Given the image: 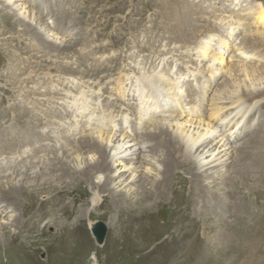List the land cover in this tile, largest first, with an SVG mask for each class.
Wrapping results in <instances>:
<instances>
[{"label": "rangeland", "instance_id": "374dc122", "mask_svg": "<svg viewBox=\"0 0 264 264\" xmlns=\"http://www.w3.org/2000/svg\"><path fill=\"white\" fill-rule=\"evenodd\" d=\"M70 1L71 3H67L69 5L68 6L66 5V0H48V1L47 0H41V1L40 0H35V1L34 0H0V152L2 153V154L0 153V160L2 159L1 160L2 162L0 161V166H2L1 168H3V169L0 168V172H1L0 177L6 175V179H7V177L10 176L9 175L10 173L13 174L11 169L16 170L19 167L24 168L27 167L26 165L29 164H30L29 166H33V164L35 166L38 163L39 159L36 160V162L35 161L28 162V160L26 159L33 156L32 154L36 152L35 149H32L28 146L22 147L23 145L19 144L20 141L23 142L24 140L28 139V138L24 139L23 134L19 133L23 130L25 125H27V122H25L26 124L22 122V119H24L25 117L24 116L25 110H27L28 112L27 111L26 112L29 114L32 113L36 115L37 118L39 119L40 121V126L38 129L39 133L41 132L42 129V132H47V130L49 131L55 130L56 135L57 133L59 134L57 135V137L58 139L60 138L61 141H59L60 139L58 140V147L56 148L60 150L59 149L60 145H65L67 143H70L71 141L77 140L78 136H76V134L78 135L79 132H85L83 130L90 128V125L91 128L93 127V129L90 131L93 132V130H95L94 128L97 127L96 131L100 132L98 127L99 125H101V122H103L104 124L100 126L101 132L107 131L115 134L118 133L120 129H123L126 132L128 131L127 134H129V132L130 134H133L134 133L133 124L135 123L134 119H136L135 121L137 122L139 127L140 123L144 125V123L148 122L149 120L150 121L159 120V117L166 116L165 117L166 119L169 117L168 115H170V118H172L171 117L172 115L174 117V115L179 114L180 111L182 116L188 117L186 116L187 115L186 113L188 112H185V110L189 109L187 106H189L191 109V104L194 103L193 105L195 104L197 105L194 106L195 111H197L200 102L201 103L206 102L207 95L212 96L215 90H220V88L223 89L226 86L225 84L222 87V83L223 80L226 79L225 77V75L227 76L226 69L230 64H232V66L234 65L233 66L234 70L233 69L232 70L233 71L237 70V74H241L242 72L246 71L243 70V66H247V67L249 66L248 69L255 68L254 70L256 71L264 69V46H262V42L264 43V37H263L264 29L261 28L262 31H260L261 29L259 28V25H257L256 22L254 21L255 15L252 14L254 13L253 9L256 7L254 5L257 0H70ZM212 2H214V4ZM236 3L237 4L239 3L242 7L241 9L243 10V12L241 13L240 11L236 13L242 14V16L248 19L247 22L245 21L241 22L240 23L241 26L240 25L238 26L236 24L237 22L233 21L236 19L232 17L233 15L231 14V12L225 13L226 16L224 15V13L219 12L220 10L225 8L226 5H227L226 7H229L231 9L233 7H236L235 6ZM59 4L61 6H63L64 4V6L61 8L62 11L60 13V17L57 20H54L55 16H57L58 13L57 11L60 6ZM165 4L169 8L180 13L182 19L184 20L185 23H187L186 25H188L189 33H187L186 36L183 37L184 38L183 42L180 41L179 37L173 34L169 29L170 26L172 27V23L171 24L167 23ZM50 6L52 8H49ZM250 6L252 10L250 9ZM199 7H203L208 13L204 17V20H206L207 22L205 23L207 25H205L204 22L202 21H200V23L198 21L197 23L198 17L201 16L199 12H202L199 11L198 9ZM187 9L190 11L191 19L188 18V16L186 15ZM213 10L215 14H213ZM248 12L250 15L247 14ZM192 14L194 15L192 16ZM213 15H216V17H218L217 21L213 19L215 18ZM251 15H253L252 18L250 17ZM223 16L225 19L226 18L229 19L228 20L226 19L225 22H223L222 20ZM34 17L43 18L42 19L43 23L41 24V26ZM211 23L212 25L210 26ZM214 23L217 24L213 25ZM220 23L223 25H221ZM251 23H253V25ZM46 25L48 29L52 32L43 31V27L45 28ZM248 25L249 27H247ZM257 28H259L260 30H258ZM188 29H186V31ZM210 29H213L214 32L209 31ZM229 29H231L230 32ZM64 31H66L67 34ZM63 32L66 34V36L75 38L74 39L75 47H73V49H69V50L64 49L63 44L66 41H70V38H67L65 35H63ZM210 39H211V43L210 45H208V41ZM224 40L227 41L226 46L225 44H221V41L224 42ZM252 41L255 44L254 43L251 44L250 42ZM203 43L205 44L204 45L205 49L207 43V45L211 50L210 52L209 49H207L208 52L210 53L208 52L205 53V57L208 60L210 58L209 62L213 64V66L210 63L209 65L212 67V69L215 67L218 68L219 69L218 73L220 74V75L217 74V71L216 73H214V78L216 77L215 75H217L218 78L216 77V80L217 79L219 80L216 82V84L215 82H213L214 84L212 83L210 87H209V83H207L205 79L206 77L209 76V74H211L208 71L211 70L212 72V69H210L209 67L208 68L210 70L206 69L207 67L205 65H207L208 62L201 58L203 56L204 51L198 50V47L202 46ZM217 47L219 48V50H217L218 49ZM213 51H215V53L220 51L221 52V53L219 52L220 55L221 56L224 55L223 61L225 62H223L222 60L221 63L220 62L218 63V61L217 62L214 61L215 63L212 62L211 58L213 56L212 54L214 53ZM200 52H201V56H198L200 55ZM85 57L87 59H85ZM193 58L196 63L193 62ZM254 58L256 59L254 60ZM190 61L193 62L194 64H192ZM197 62H199L200 64H198ZM200 65L203 66L200 67ZM236 66L238 68H236ZM198 67H200L202 70L200 68L196 69ZM259 67L262 69H259ZM168 68L169 69L172 68L169 77L167 78L165 77V79H162L160 75H162L164 72L165 74L168 73ZM184 68L186 69V71L183 72ZM181 70L183 72L182 75L180 73ZM197 71L202 72L203 75L205 74L206 75L205 78L200 77V74ZM205 71H207L206 72L207 74L205 73ZM130 73H134V74H130ZM147 73L151 75L153 73L151 79L147 78ZM186 73H188L187 74L188 76L183 77L184 75H186ZM192 73L195 74L193 75ZM127 74H129L127 78L130 80L129 81L130 85L127 84L128 82V79L126 78ZM171 75L173 76L171 77ZM136 76L138 77L140 76V77L139 78L137 77L138 79L136 80ZM174 76L175 77L177 76V78H175ZM261 76L264 75L261 74ZM236 77L238 78V75H236ZM124 78L125 80H123ZM170 78L171 79L175 78L176 79L175 81L177 83H172L173 86L167 84ZM184 78L188 81H186ZM158 80L160 81V84L158 83ZM149 81L153 82L154 85L153 87H151L152 85ZM203 81L205 82L203 83ZM134 83L139 87L135 86ZM165 83L170 88L166 86ZM195 83L197 86L199 83V86L201 87L195 86ZM115 84H117L116 87L118 86V88L114 87ZM120 84L122 87L120 86ZM183 84H185L186 87ZM145 85H147L146 87L148 89L144 88ZM148 85L150 86V88ZM159 85L161 87H158ZM163 85H165L166 87L164 88ZM142 86L143 89H141ZM245 87H247V85H245ZM198 88H200V90H198ZM208 88L211 89L210 92L208 91ZM254 88L260 90V94H261L260 99L259 97L256 99L257 103L254 101V103H256L255 107L254 109L252 108L251 112L247 114L248 117L246 119L248 120L249 118H252L251 115L254 116L255 114L256 117H253V119L255 118V120L257 121L258 123L257 127L261 126V129H263L262 131H260L262 137L264 135V126H263L264 125V78L261 80V83H256L254 85ZM119 89H121L122 91L119 92ZM173 89L176 92H174ZM189 89L196 91V93L200 92L201 94H204L205 95L204 99L203 98H202L203 100L200 99L201 98L200 96H199L200 98L199 97L196 98V96L194 98V96L191 95V92H189L190 91ZM228 89L231 93H238L237 96H235L236 97L234 99L235 101L238 99L242 100L241 102L244 105L246 104L247 106L254 104L247 98H245L246 100H244L245 96H240V93L242 94L244 90L243 88H241L240 85L236 84V82L235 84L230 85ZM117 90L118 92H116ZM123 90L125 91L127 90V92ZM146 90H148V92ZM130 91L131 93L134 92L132 93L134 96L136 93L137 97L136 96L134 97L130 93ZM164 91H169V92L167 93ZM121 92L122 93L125 92L126 94L124 93L122 95ZM150 92L152 93V95H148L150 94ZM160 92H162L161 94L163 93L164 94L167 93V94L162 95V97L164 96L162 98ZM158 93L160 94L162 100L160 99L159 95H157ZM172 94L173 95L176 94V95L172 97ZM179 94H182L181 95L182 97H180ZM125 95L128 96L126 97ZM177 95L179 97H177L176 99L175 97ZM122 96L124 97V99ZM157 96L160 101L158 100ZM165 96L166 97L170 96V97L167 98L166 101H164L166 98ZM190 96L192 97L190 98ZM151 97L153 99L152 103L154 102L153 105L157 102H158L157 105L159 103L161 104H159V106L155 104V106H153L152 108V104L150 101ZM125 99H127L129 103ZM140 99L142 103H145V101L149 99L148 100V102H150L149 106L147 104L148 103L147 101L145 103V105L146 104L147 105L145 106L144 104L141 103ZM72 100L73 101L76 100L77 102L73 105L72 104L73 102L69 103ZM137 100L139 104L143 105L142 107L146 111H144V109L141 110L142 108L140 105H139L140 107L138 106ZM156 100L157 102H155ZM171 101L173 102L171 103ZM185 102H188L189 104ZM166 103H170L169 106H166ZM72 105L73 108H71ZM66 106L67 108L68 106L70 108L67 109ZM126 106H130V107L133 106L136 109L135 110L133 108L136 111V113L131 108L127 109ZM95 107H97V109ZM147 107L149 111L147 110ZM154 107L156 110L154 109ZM138 108H140V110H137ZM150 108H152L153 111H151ZM170 108L172 112H170L171 111ZM163 109L165 110L163 111ZM175 109L176 111H174ZM139 111H141V113L144 115L139 114ZM173 111L174 114L171 115ZM182 111L185 113H183ZM85 112H89L90 114L89 113L87 114ZM148 113H150V115ZM151 113H154L153 117L151 116L152 115ZM162 113H164L163 115L165 116H163ZM77 114H81V115L77 116ZM82 114L84 115V117L82 116ZM94 114L96 116H94ZM15 115H17V119H19L17 120V123L14 121L11 122L12 119H14ZM120 115L123 118H121ZM79 116L82 118H80ZM62 117H63V121H62ZM73 118L75 119V121ZM112 118L114 119L116 118V119L114 120ZM170 118H168V120ZM198 118L199 117H197V119ZM230 119L231 118H229V120ZM76 120L78 121L76 122ZM105 120H107V122L110 121L111 123L114 121V124L108 123L109 125L108 126ZM137 120L138 121L140 120V122H138ZM73 121L75 122V124ZM68 122L69 124H66ZM122 122H126L125 125L128 128ZM84 123H86V125L87 124L89 125H87L86 127ZM259 123L261 124L259 125ZM50 124L52 125L50 126ZM96 124L98 125L96 126ZM121 124L125 127H123ZM142 124L141 127L143 126ZM10 125H14V126L18 125L20 130L13 129L16 132L17 131L18 132L11 133V131L8 130ZM81 126H83L84 128L83 127L81 128ZM112 126H114L115 128L117 127L116 128L117 130L113 129L114 127L112 128ZM70 128L72 129V131ZM64 129L65 131L66 129L68 130V135L64 131ZM75 129H78V131H76ZM227 129L228 128L224 129L226 131V132L224 131L226 134H227ZM142 131L143 129L141 128L139 132ZM252 133L253 132L247 134L246 137ZM10 136H13L14 139L8 138ZM3 139L4 142H2ZM66 139L69 140V142L66 141ZM229 139L230 141L236 140L235 134L234 136L232 135ZM12 140H13L12 143L9 144L7 143ZM16 140L18 141L16 142ZM261 141L263 143L258 144L257 149L254 152L256 153L261 152L260 155H263L264 140ZM247 149H249L248 154L244 153L243 155L245 156V158L247 157L250 158V156L253 155L252 148H247ZM24 150L29 151V152L26 151L28 154H26ZM19 151L21 152L19 153ZM22 151H24L26 156ZM2 156L4 157L2 158ZM12 156L14 157V159ZM16 159L19 160L17 161ZM11 161L13 165H11L10 163ZM21 162L23 163V165ZM3 163L5 164L3 165ZM16 163H18L17 164L18 168L15 165ZM9 167H11L9 169V172L11 170L10 173L7 171ZM146 168L147 169L151 168V171H153L155 167L151 165L149 166V168L148 167ZM232 169L234 168L231 167V170ZM154 174L155 173L153 172L147 173L144 170L141 171L139 170L137 174L138 176L137 179L139 181L141 179L140 182L144 183L145 185V183L147 184L152 180L158 179L154 177ZM102 176H104V174H102ZM215 179H217L216 176ZM25 180H30V179L26 177ZM218 180H215L216 185L219 184ZM230 181H232V178ZM229 184L232 183L227 182L226 184L227 187H230ZM244 184H246L244 185V187L239 184L238 186L239 188H241V190H239L236 193H232V195H234L233 201H235V205H237L238 201H242V199L243 201H245V199H247L248 207L251 209V211L248 212L247 214L243 213L242 218L240 220L238 217L239 215L236 216V214L233 213L227 214L226 218L221 219L222 222L224 221L225 226L221 228H217L218 230L203 229L202 223L197 222L196 225L194 224V226L197 227L196 228L197 231H195V234H199L200 236L202 235L201 237L207 238V240H201V241L193 240L190 237H186V236L178 237L177 235L176 238H174L173 240L168 239V237L172 236L175 231L174 225L171 224L172 210L170 207L167 208L165 207L162 209L160 208L149 209L150 210L149 212L151 213L150 218L147 219V221L146 220L144 221L143 219L144 222L143 228L145 230L143 229V233L141 235L129 241L127 239L130 237L129 235L130 231L127 230L126 228L119 227V225H117L115 222L117 218L118 219L123 218L120 216H128L131 214L137 215L139 212L138 211L139 206L137 202L139 201V203L141 202L142 204L145 201L141 199L144 194L141 193L139 195L138 191H136L137 188H134V190L131 191L132 195L128 194L125 196L124 193H121L122 191H120V189H117L116 192H119V194H121L119 197H117L119 199V202H122V200L125 199L126 200L121 203L123 206H120L119 210H115L112 206L111 199L110 202L106 204V207L104 206L105 203H103V201L108 198V196H106L107 193L99 192L100 193L99 194L98 192H96V190H93L91 186L82 184L80 186V190H83L84 192L75 191L76 192L75 196L78 199V205L83 201H86L85 204L89 205V208L91 209L90 211L91 213L87 216V218H85L82 221L81 224H78L80 225L82 232L77 231V233L80 234V236L82 237L85 236L87 243L85 249L86 257L82 260L81 264H264V195L262 194L264 192V179H262L260 182H257L256 179L253 181H249L248 184L247 183ZM186 186L187 184L183 185L182 193H180L182 206H184V202L186 200V194L184 193ZM224 190H225V186L224 187L221 186L219 192H222ZM248 190H250V192ZM244 191L247 193V198L245 197L242 198L243 197L242 192ZM255 191L262 192L260 193L262 194V196L257 197L256 199ZM94 193H98L99 195V200L102 204L100 208L90 207L91 205L89 201L92 200ZM151 200H152L151 197H149V200H147V202L144 205H150ZM126 207L129 208L126 209ZM37 209L38 208H29L26 209L24 212H21L22 213L21 215H19L20 214L19 212L14 213V216L19 215L20 220L22 219V217L23 219L27 220L29 211L32 213ZM40 210L41 212L47 211V209L43 207H41ZM1 216H2L1 218H5L4 215ZM63 216L65 217V215L60 216L61 221L62 219H65L67 222L71 221L70 219L64 218ZM50 217L47 216L45 218L49 219ZM89 222L91 223V226L89 225ZM95 222L104 223L107 230L102 245H98L96 243L95 237L91 232V228L93 227ZM133 225L137 226L138 224H135L134 222ZM47 227L45 229L46 231L44 230L43 232L39 233L37 239L36 237H34V233H33V239L30 240L29 241L30 243L26 245L27 251L24 255H22V258L24 259V263L25 264H75L77 259L74 260L67 258L70 255H66V256L64 255L61 257V255L58 254V251L56 250L57 247L59 246V243H55L53 241L47 242V240L51 238V235H49L47 239V234H52L55 236L57 240H59V238L57 237L61 236L59 234L61 233L63 234L61 228L51 225ZM36 229L37 228H35V230ZM126 231L128 232L126 233ZM184 237L186 238V240ZM185 241H187V244ZM206 241H208V243ZM138 243L140 245H138ZM11 244L13 243L8 242L9 246H12ZM201 252L204 253V255H202ZM93 253H95L97 257L96 262L91 259L93 257L92 255H94ZM58 256L61 258H59Z\"/></svg>", "mask_w": 264, "mask_h": 264}, {"label": "bare ground", "instance_id": "6f19581e", "mask_svg": "<svg viewBox=\"0 0 264 264\" xmlns=\"http://www.w3.org/2000/svg\"><path fill=\"white\" fill-rule=\"evenodd\" d=\"M67 3H71V1L66 0V5H68ZM212 3L214 4V2H212ZM221 3H222V1H221ZM238 4L236 3L235 4L236 7H233L232 9L229 7H226L227 5L225 6V8H223L224 7L223 6V7H221L223 9L220 11L218 10V11L221 13H224V15H225V13L231 12V14L233 15L232 17H234V19H236L233 21H236L237 22L236 24L239 26L241 22H243V21L247 22L248 19L246 17L242 16V14L236 13L239 11H240V13L243 12V10L241 9L242 8L241 5L239 4L240 5L239 6ZM63 6H64V4H63ZM63 6H61V5L59 6L58 11H57L58 12L57 16H55L54 20H57L60 17V13L62 11L61 8ZM254 6H256L253 9L254 13H252L253 15H255L254 21L256 22L257 25H259L260 29L261 28L264 29V22H263L264 21V0H257ZM165 7H166L165 11H166L167 23L168 24L172 23V27L170 26V28H169L170 31L173 34L177 35L179 37V40L183 42L184 41L183 37L186 36L187 33H189L188 25H186L187 23L184 22L180 13L169 8L168 6H166V4H165ZM38 8H39V6H38ZM46 8H48V7H46ZM49 8H52V7L50 6ZM198 9H199V11H202V12H199V14L201 16L198 15L199 17L197 19V23H198V21H199V23H200V21H202V22H204L205 25H207L206 20H204L205 15L208 14L207 11L203 7H199ZM216 9H218V8H216ZM219 9H220V7H219ZM250 9H251V6H250ZM46 10H48V9H46ZM214 10H213V14H215ZM45 14H46V12H45ZM247 14L250 15L249 12ZM52 15H53V13H52ZM186 15L188 16V18H190V11L188 9L186 10ZM193 15L194 14H192V16ZM253 15H251L250 17L252 18ZM213 16L215 17L213 19H215L217 21L218 17H216V15H213ZM34 18H36V21H38L39 25L41 26V24L43 23V20H42L43 18L42 17H39V18L34 17ZM226 19L223 16V18H222L223 22H225ZM219 21H221V20H219ZM253 23H251V24L253 25ZM216 24L214 23L213 25H216ZM256 24H255V26H256ZM211 25H212V23L210 24V26ZM221 25H223V24H221ZM249 25L247 27H249ZM260 26H262V27H260ZM245 27H244V29H245ZM259 28H257V29L260 30ZM186 29H188V30L186 31ZM214 30H215V28H214ZM214 30L210 29L209 31L214 32ZM230 30L231 29H229V32H230ZM43 31L52 32L48 29L47 25L45 26V28L43 27ZM260 31H262V29ZM64 32H66V31H64ZM64 32H63V35L66 36L67 32H66V34ZM263 33H264V30H263ZM59 35H60V33H59ZM259 36H260V34H259ZM66 37L70 38V41H66L65 43L63 42L64 43L63 44L64 49L65 50L73 49V47H75V45H74V42H75L74 39L75 38L68 37V36H66ZM210 43H211V39L208 41V45H210ZM250 43L252 44L254 42L252 41ZM221 44H225V46H226L227 41L226 40H224V42L221 41ZM204 45L205 44L203 43L202 46H199L198 50L204 51L203 56L201 58L208 62V64H207L208 66L205 65L207 67L206 69L208 70L209 68L212 69V67L209 65V63L212 66H213V64L211 62H209L210 58L208 60L205 57V53L208 52L207 49H209L210 52H211V50H210L209 46L207 45V43H206V49L204 48L205 47ZM262 46H264L263 42H262ZM211 47H212V45H211ZM217 50H219V48ZM210 52H208V53H210ZM213 52H214L212 54L213 56L211 55L212 56L211 61L212 62L218 61V63L219 62L221 63V60L222 61L224 60L223 59L224 55L221 56L220 51H219L220 53L217 51H216L217 53H215V51H213ZM198 56H201V52H200V55H198ZM206 56H207V54H206ZM254 57H256V56H254ZM85 59H87V58L85 57ZM197 59H199V58H197ZM255 59L256 58H254V60ZM193 62H195L194 58H193ZM193 62H191V63L194 64ZM203 62H205V61H203ZM223 62H225V61H223ZM197 63L200 64L199 62H197ZM203 65H204V63H203ZM202 66L200 65V67H202ZM233 66H232V64H230V65H228V68L226 69L227 70V72H226L227 76L225 75L226 79L223 80L222 87L225 84H226V86L223 89L220 88V90H215V92L212 94V96L207 95V100L205 103H201L199 101L200 105H198L197 111H195V107H194V106H197L196 104L195 105H193L194 103L191 104V109L189 106H187L192 112V113L186 115L188 117L182 116L181 111L179 114H177V115L175 114L173 117L172 114H174V111H176V109H175L173 111V113H171L172 118H170V115H168L169 116L168 118H170L169 120H168V118H166L168 121L165 119L166 116L163 115L164 113H162V115L165 117H159V120H153V121L149 120L148 122H145L144 125L142 123H140L139 127H138L137 122L135 121L136 119L133 118L134 122H135L133 124L134 133L130 134V132H129L130 135L127 134L128 131L126 132L123 129H120L118 133H115V131H114L115 134H113L111 132H107V131L101 132L100 126L103 124V122H101V125H99V127H98L100 132L96 131L97 127L94 128L95 130H93V132L90 131L93 129V127L91 128V125H90V128L83 130L85 132H79L78 135L76 134V136H78L77 140L71 141L70 143H67L65 145H60L59 146L60 150H58L56 148V147H58V140L60 139V138L58 139V137H57V135H59V134L57 133V135H56L55 130H52V131L47 130V132H42V129H41L42 133L41 132L39 133V131H38L39 126H40L39 119L37 118L36 115H34L32 113L29 114V113H27L28 111L25 110L24 111L25 117H24V119H22V122H24V123L27 122V125H25L23 130L19 133L23 134L24 139L25 138H28V139L24 140L23 142L20 141L19 144L23 145L22 147L28 146L32 149H35L36 152L34 154H32L33 156L26 158L28 160V162L29 161H35L36 162V160H38V159L39 160H38L37 165L34 166V164H33V166H29L30 164L29 165L25 164L27 167H24V168L23 167L18 168L17 167L18 163H16L15 165L18 169H16V170L11 169L13 174L10 173L11 170L9 172V169L12 167L11 166L7 169V171L10 173L9 174L10 176L7 177V179H6V175H4L3 177L1 176L2 178L0 177L1 178V180H0V264H25L24 259L22 258V255H24L26 253V251H27L26 245L28 243H30L29 242L30 240L33 239V233H34V237H36V239H37L39 233L43 232L46 229V227L49 225L61 228V231L63 232V234L62 233L59 234V235H61V236L57 237V238H59V240H57L54 235L47 234V239H48V236L51 235V238H49L47 240V242L53 241L55 243H59V246L57 247L56 251H58V254H60L61 257L64 255L65 256L70 255L71 257L68 256L67 258L74 259V260L77 259L75 264H81L82 260L86 257V255H85L86 250L85 249H86L87 243H86L85 236L82 237V236H80V234L77 233V231H79V232L81 231L80 225H78V224H81L82 221L85 218H87V216L91 213L90 212L91 209L89 208V205L85 204L86 201L82 200L83 202L82 203L79 202L80 204L78 205V199L75 196L76 195L75 193L78 191L84 192L83 190H80V186L82 184L91 186V188L93 190H96V192H98V193L99 192L107 193L106 196H108L109 199L107 198L103 201V203H105L104 206L106 207V204L109 203L110 199H111L112 200V206L115 210H119V207L123 206L121 203L126 200L125 198H123L125 200H122V202H119V199L117 197H119L121 194H119V192H116L117 189H120V191H122L121 193H124L125 196L128 194L132 195L131 191L134 190V188H137L136 191H138L139 195L141 193L144 194L141 199H143L145 201L142 204H141V202L139 203V201L137 202L138 206H139L138 207L139 212L137 215L131 214L128 216H120L123 218H119V219L117 218V220L115 222L117 225H119V227L126 228L127 230L130 231V234H129L130 237L127 239L129 241L133 240V238L138 237L139 235H141L143 233V229H144L143 228V223H144L143 219H144V221L145 220L147 221V219H149L151 216L149 209H154V208L155 209L156 208L162 209L165 207L171 208V210H172L171 211V215H172V218H171L172 223L171 224L174 225L175 231H174L172 236L168 237L169 240H173L174 238H176V235H177L178 237L186 236V237H190L193 240H199V241L207 240V238H205V237L203 238V237H201L202 235L200 236L199 234H195V231H197V229H196L197 227L194 226V224L196 225L197 222L202 223L203 229H217V228H221V227L225 226L224 221L222 222L221 219L226 218L227 214L233 213V214H236V216L239 215L238 217L240 220L242 218L243 213L247 214L248 212H250L251 209L248 207L247 199H245V201H243V199H242V201H238V204L235 205V201H233L234 195H232V193H236L239 190H241V188H239V186H238L239 184L244 187V185H246L244 183L248 184L249 181H253L256 179H257V182H260L262 179H264V154L260 155L261 152H257V153L254 152L257 149V145L260 143H263L261 140H264V135L262 134L263 136L261 137V134H260V131H262L263 129H261V126L257 127L258 123L255 120V118L253 119V117H256L255 114H254V116L251 115L252 118H249L248 120L246 119L248 117L247 114L251 112L252 108L254 109L255 104L257 103L256 99L258 97L260 99V95H261L260 90L254 88V85L256 83H261V80L264 78V76H261V74L264 75V69L259 67V69H262V70L256 71V70H254L255 68L254 69H252V68L248 69L249 66L248 67L243 66V70H246V71L242 72L241 74H237V70H235L236 72L233 71L234 70ZM260 66H262V65H260ZM160 67H162V66H160ZM200 67H198L196 69H199ZM214 67H215V65H214ZM236 68H238V67L236 66ZM256 68H258V67H256ZM130 69H131V67H130ZM165 69H163V70H165ZM171 69L172 68H170V69L168 68V73L165 74V72H164L162 75H160V77L162 79H165V77L166 78L169 77V74L172 71ZM191 69H194V68H191ZM203 69H205V68H203ZM182 70L180 72L181 75L184 71H186V69L184 68L183 72H182ZM218 70H219L218 68L212 69V71L214 73H216V71H217V74H219ZM132 72H134V71H132ZM197 72H200V71H197ZM206 72L207 71H205V73ZM208 72L211 73V70ZM157 73H159V72H157ZM188 73H189V71H188ZM188 73H186V75H184L183 77L188 76L187 75ZM200 73H202V72H200ZM130 74H134V73H130ZM192 74L194 75L195 73H192ZM192 74H191V76H192ZM128 75L129 74L126 75V78ZM152 75H153V73H152ZM152 75L147 73V78L151 79ZM173 75H171V77ZM236 75H238V78L236 77ZM130 76H133V75H130ZM215 76L217 77V75H215ZM137 77L138 76H136V80L140 76L138 78ZM179 77H181V76H179ZM216 77H215V81H214L215 84L219 80V79L216 80ZM175 78H177V76ZM175 78L174 79L170 78V80L168 81L167 84L172 85V83H177L175 81L176 80ZM123 80H125V78ZM145 80H146V78H145ZM129 81H130L129 79H128V82L126 81L127 84H129ZM186 81H188V80H186ZM204 82L205 81H203V83ZM235 82H236V84L240 85L241 88H243V90H244L242 94L240 93V96H245L244 100H246L245 98H247L252 103H254V101L256 103H254L253 105L247 106L246 104L244 105L241 102L242 100H239L238 98H237L238 100L235 101L234 100L236 98L235 96H237L238 93H231L228 89V87H230V85H232V84H235ZM150 83L152 85L151 87H153L154 86L153 82H150ZM158 83L160 84L159 80H158ZM167 84H166V86H168ZM116 85L117 84H115L114 87H116ZM134 85H135V83H134ZM183 85H185V84H183ZM191 85H190V87H191ZM245 85H247V87H245ZM120 86H121V84H120ZM135 86H137V85H135ZM146 86L147 85H145V87H144L145 89L147 88ZM163 86H164V88L166 87L165 85H163ZM195 86H197L196 83H195ZM198 86H199V83H198ZM125 87H127V86H125ZM137 87H139V86H137ZM155 87H157V86H155ZM158 87H161V86L159 85ZM185 87H186V85H185ZM199 87H201V86H199ZM116 88H118V86ZM149 88H150V86H149ZM169 88H167V89H169ZM141 89H143V86ZM174 89H173V91L176 92ZM192 89L191 90L189 89L190 91L189 90L188 91L191 92V95H193L194 98H195V96H196V98L200 96L201 97V98L199 97L200 99H202V98L204 99V96H205L204 94H201L200 92L196 93V91H193L194 89L193 90ZM198 90H200V88H198ZM46 91H48V90H46ZM120 91H122V90L119 89V92ZM123 91H125V90H123ZM131 91H130V93H131ZM139 91H140V89H139ZM146 91L148 92V90H146ZM183 91H184V89H183ZM116 92H118V90ZM125 92H127V90ZM125 92H123V93L121 92L122 95ZM164 92L168 93L169 91H164ZM177 92H179V91H177ZM132 93H134V92H132ZM161 93L162 92H160V94ZM167 93H165V94H167ZM160 94L158 93L157 95H159V97H160ZM165 94L164 93L161 94V97H162V95H165ZM148 95H152V93L150 92V94H148ZM174 95H176V94H174ZM174 95L172 94V97H174ZM179 95H180V97H182L181 96L182 94H179ZM189 95H190V93H189ZM125 96L127 97L128 95H125ZM135 96H136V93H135ZM45 97H46V95H45ZM161 97H160V99H161ZM169 97H166L164 101H166V99ZM177 97H179V96L177 95L175 98L177 99ZM191 97L192 96H190V98ZM43 98H44V95H43ZM138 98H139V96H138ZM157 98H158V96H157ZM123 99H124V97H123ZM129 99H130V97H129ZM150 99H151L150 101H151L152 108H153V106H155V104L157 105L158 102L156 100L155 102H157V103H155L153 105L154 102L152 103V100L154 99V96H153V99H152V97ZM76 100H74V101L72 100L69 103L73 102L72 104L74 105L77 102ZM125 100H127V99H125ZM148 100H146V101L148 102ZM158 100H159V98H158ZM193 100H195V99H193ZM140 101H141V99H140ZM146 101H145V103H146ZM174 101H177V100H174ZM258 101H260V100H258ZM36 102H37V100H36ZM127 102H128V100H127ZM137 102H138V100H137ZM167 102H168V100H167ZM172 102L173 101H171V103ZM181 102H183V101H181ZM196 102H198V101H196ZM80 103H81V101H80ZM141 103H142V101H141ZM145 103H142V104L145 105ZM149 103L150 102L147 103L148 106H149ZM185 103H188V102H185ZM134 104H136V103H134ZM142 104H139V102H138V106L140 105L142 108L141 110L144 109L142 107L143 106ZM159 104H161V103H159ZM159 104L157 106H159ZM169 104L170 103H166V106H169ZM73 105L71 108H73ZM177 106H179V105H177ZM161 107H162V105H161ZM66 108H67V106H66ZM68 108H70V107L68 106ZM95 108L97 109V107H95ZM126 108L127 109L131 108L132 110L135 109L133 106L132 107L126 106ZM152 108H150L151 111H153ZM156 108H158V107H156ZM154 109H155V107H154ZM137 110H140V108H138ZM147 110H148V107H147ZM164 110L165 109H163V111ZM170 110H171V108H170ZM144 111H146V110L144 109ZM187 111H188V109H187ZM170 112H172V110ZM185 112H186V110H185ZM185 112H183V113H185ZM85 113L88 114L89 112H85ZM135 113H136V111H135ZM83 114H82V116L84 117ZM87 114H86V116H87ZM139 114L144 115L141 113V111H139ZM148 114L150 115V113H148ZM151 114H152L151 116L153 117L154 113H151ZM78 115H81V114H77V116ZM128 115H129V113H128ZM145 115H146V113H145ZM189 115H192L194 117H190ZM214 115H218L219 117L222 118V120H226V119L231 118L230 120L237 123V124L244 121L248 125L247 133L245 134V136H242L243 138L242 137L238 138L237 141L227 140V137L225 136V134H223V135L220 134V130H218V124L212 122L211 118ZM94 116H96V115L94 114ZM197 117H199V118L197 119ZM80 118H82V117H80ZM92 118H94V117H92ZM121 118H123V117L121 116ZM112 119H114V118H112ZM17 120H19V119H17V115H15L14 119H12V121L11 120L10 121L11 122L14 121L17 123ZM65 120H67V119H65ZM62 121H63V117H62ZM74 121H75V119H74ZM77 121L78 120H76V122ZM105 121L107 122V120H105ZM80 122H82V121H80ZM138 122H140V120ZM108 123L114 124V121L112 123L110 121L107 122V125H108ZM115 123H117V122H115ZM122 123H124V125H125L126 122H122ZM66 124H69V122ZM74 124H75V122H74ZM127 124H130V123H127ZM141 124L143 125L142 127H141ZM260 124L261 123H259V125ZM51 125L52 124H50V126ZM84 125H86V123H84ZM87 125H89V124H87ZM87 125H86V127H87ZM97 125L98 124H96V126ZM118 125H120V124H118ZM125 126H123V127H125ZM82 127L83 126H81V128ZM113 127L114 126H112V128ZM140 127L143 129L142 132H139L141 130ZM116 128L114 127L113 129H116ZM13 129L20 130L18 125H16V126L10 125L8 128V130H10L11 133L12 132L13 133L18 132V131L16 132ZM44 130H46V129H44ZM75 130L78 131V129H75ZM64 131H65V129H64ZM71 131H72V129H71ZM94 131L97 133H95ZM62 132H63V130H62ZM65 132L68 135L67 129ZM69 132H70V130H69ZM251 132H253V133L246 137V135L251 133ZM72 133H70V134H72ZM65 135H64V137H65ZM8 138L14 139L13 136H10ZM17 141L18 140H16V142ZM59 141H61V139ZM66 141L69 142V140H67V139H66ZM2 142H4V139ZM12 142H13V140L10 142H7V143L9 144ZM247 148H252L253 155H251L250 158H248V157L245 158V156L243 155L244 153L248 154L249 149H247ZM24 151H22V152L24 153ZM20 152L21 151H19V153ZM27 152H29V151H27ZM27 152H26V154H28ZM82 152H84V153H82ZM26 154H25V156H26ZM4 156H6V155H4ZM4 156H2V158ZM14 157H13V159H14ZM8 162H7V164H8ZM10 163H11V165H13L12 161ZM4 164L5 163H3V165ZM22 165H23V163H22ZM151 165H153L155 167L153 171H151V168L150 169L146 168V167L149 168V166H151ZM19 166H21V165H19ZM1 167L2 166H0V168ZM231 167H233L234 169L231 170ZM1 169H3V168H1ZM139 170L140 171L144 170L147 173L153 172V173H155L154 177L158 178V179L152 180L151 182H148L147 184L145 183V185H144V183L140 182L141 179H140V181L137 179V177H138L137 174H138ZM102 174H104V176H102ZM0 175H1V172H0ZM215 176L217 177V179H215ZM26 177L30 180H25ZM218 177H219V180H218ZM231 178H232V181H230ZM215 180L219 181L218 185L215 184ZM234 180H235V182H234ZM227 182L232 183V184H229L230 187H227V185H226ZM185 184H187V186L184 190V193L186 194V200L184 202V206H182L180 193H182L183 185H185ZM221 186H223V187L225 186V190L222 192H219V189ZM84 187H86V186H84ZM250 190H248V191L250 192ZM257 192L255 191L256 199H257V197L262 196V194L264 195V192L263 193L260 191H257ZM98 193H94L92 200L89 201L90 205H91L90 207L100 208V206L102 205L100 200H99ZM260 193H262V194H260ZM242 194H243L242 198H244V197L247 198V193L245 191L242 192ZM149 197H151V199H152L151 204L149 203L150 205H144L147 202V200H149ZM68 200H69V202H68ZM41 207L46 208L47 211L41 212V210H40ZM29 208H38V209L33 211L32 213L29 211V215L27 217V220L23 219V217L20 220L19 215L22 214L21 212H24L26 209H29ZM128 208L126 207V209H128ZM44 211H45V209H44ZM16 212H19L20 214L14 216V213H16ZM1 215H4L5 218H1L2 217ZM62 215H65V217L64 216L63 217L68 218L71 221L67 222L65 219H62V221H61L60 216H62ZM47 216H49V217L52 216V217H50L49 219H46L45 217H47ZM11 218H12V220H11ZM134 222H135V224H138V225L137 226L133 225ZM37 223H38V225H37ZM123 224H125V225H123ZM89 225L91 226L90 222H89ZM240 226H238V227H240ZM35 228H37V229L35 230ZM127 232L128 231H126V233ZM124 233H125V231H124ZM35 234H36V236H35ZM125 237H126V235H125ZM185 240H186V238H185ZM154 241H157V240H154ZM8 242L13 243V244H11L12 246H9ZM185 242L187 244V241H185ZM206 242L208 243V241H206ZM119 243H120V241H119ZM138 245H140V244L138 243ZM175 245H176V243H175ZM183 245H184V242H183ZM93 254L94 255H92L93 257L91 259L96 262L97 257L95 255V253H93ZM134 254H136V253H134ZM201 254L204 255V253H202V252H201ZM50 255H52V254H50ZM182 255H183V253H182ZM61 257H59V258H61ZM44 261H46V260H44Z\"/></svg>", "mask_w": 264, "mask_h": 264}, {"label": "water", "instance_id": "95a60500", "mask_svg": "<svg viewBox=\"0 0 264 264\" xmlns=\"http://www.w3.org/2000/svg\"><path fill=\"white\" fill-rule=\"evenodd\" d=\"M106 227L102 222H95L91 228V232L95 237V241L98 245H102L105 239Z\"/></svg>", "mask_w": 264, "mask_h": 264}]
</instances>
